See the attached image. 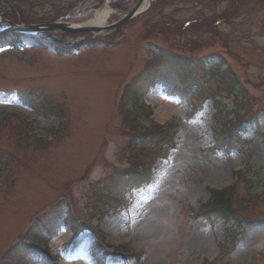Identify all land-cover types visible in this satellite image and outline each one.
Segmentation results:
<instances>
[{
  "label": "rangeland",
  "instance_id": "374dc122",
  "mask_svg": "<svg viewBox=\"0 0 264 264\" xmlns=\"http://www.w3.org/2000/svg\"><path fill=\"white\" fill-rule=\"evenodd\" d=\"M102 1L20 0L15 5L25 21H49L40 18L44 15L84 23L102 8ZM137 1L115 5L129 10ZM214 1L158 0L118 30L113 46H92L75 58L60 59L42 49L0 55V120L13 114L0 122V264H18L3 260L2 254L30 237L31 229L38 232V221L47 227V212L62 200L75 206L73 215L80 223L97 227L104 248L90 232L74 238L61 221L49 244L60 264H264V0H224L212 7ZM1 12L10 9L1 6ZM117 13L112 21L121 17ZM43 38L67 46L91 37ZM155 42L160 45L157 51L151 50ZM170 47L203 64L190 69L165 62L173 53ZM219 61L243 85L242 96L217 88L216 72L209 86L217 99L202 107L195 102L196 111L173 98V103H160L158 93L146 98L155 85L180 94L186 84L198 80L200 69L213 72ZM50 106L55 111L45 117ZM133 108L138 114L144 108L152 114L138 120L139 130L126 126L120 114ZM160 111L168 115L161 118ZM169 122L178 133L167 142L173 132ZM58 127L52 138L48 130ZM214 127L234 132L231 142L238 151L214 150ZM150 131L157 143L135 146L133 136ZM174 143L177 147L166 159ZM247 149L249 162L243 154ZM157 157L161 159L150 185L117 191L116 201L103 199L95 205L97 196L107 197L117 171L133 170ZM239 171L243 177L238 178ZM232 185L231 211L241 236L236 249L228 244L227 234L234 236L228 226L198 216L210 189ZM19 254L26 264L40 261L36 255Z\"/></svg>",
  "mask_w": 264,
  "mask_h": 264
},
{
  "label": "trees",
  "instance_id": "16d2710c",
  "mask_svg": "<svg viewBox=\"0 0 264 264\" xmlns=\"http://www.w3.org/2000/svg\"><path fill=\"white\" fill-rule=\"evenodd\" d=\"M1 3L5 4L7 3L6 0H0V6H1ZM13 13H6V16L7 17H16L13 20V22L15 23H18V22H22V21H25L23 18H21L20 16L22 15V12L19 10V9H15L12 11ZM26 23H28L26 21ZM7 39H10V40H18V41H28V39H24L23 37L21 36H17V35H10V36H7L4 38V40H7ZM64 50H61V49H58V52H62ZM231 81H234L233 78H230ZM237 87V86H236ZM131 115L134 116V113L130 112ZM126 118L128 117V114L124 115ZM3 121H7V120H0V122H3ZM228 140L227 139H224L223 140V143H227ZM127 176H131L130 179L136 183V185H140L141 183H145L147 181L146 177H147V173H143L141 174V172H136V174H131L129 172H125ZM124 173V174H125ZM136 175V176H134ZM67 202V200H64ZM62 203V207H65L63 204L65 202H61ZM67 205H68V209L71 208V206L68 204L67 202ZM231 205H232V194H225V193H221V194H215L213 197H212V201L211 203H209L207 206L204 207V210H203V215L204 216H207V217H221V218H224V219H228L230 216H233L231 219H233L235 217V215L233 214V212L231 211ZM58 208H60V206H58ZM61 209V208H60ZM55 210L57 212H59V210ZM206 210V211H205ZM55 212V213H57ZM69 215H71V212L69 211ZM76 229L75 226H73V230ZM75 231V230H74ZM43 233V232H42ZM33 237H35L34 239L36 240L35 243L33 244L35 247H37V249L39 251H42L44 250L45 252H47L46 250V247L44 246V243L42 244L40 239H42V234L41 232H39L38 234H34ZM39 242V244H38ZM28 249H30L29 247H27ZM23 249L22 245L18 244L17 246L13 247L12 249L8 250V251H5L4 254H2L3 256V260L4 258H10V260H16L18 261L16 258L18 255H20V250Z\"/></svg>",
  "mask_w": 264,
  "mask_h": 264
},
{
  "label": "water",
  "instance_id": "95a60500",
  "mask_svg": "<svg viewBox=\"0 0 264 264\" xmlns=\"http://www.w3.org/2000/svg\"><path fill=\"white\" fill-rule=\"evenodd\" d=\"M141 5V2L138 4L136 9L126 15L124 19H122L119 23H117L114 26L111 27H87V26H80V25H71V24H65V23H53V24H48V25H34V26H23V27H18L15 25H12L9 23L11 26L10 29H8L5 33L9 32H18V33H24V34H35V33H41V32H65V33H82V32H102V31H107V30H112L118 27L120 24L124 23L125 21H129L136 17L137 13L136 10L137 8Z\"/></svg>",
  "mask_w": 264,
  "mask_h": 264
},
{
  "label": "bare ground",
  "instance_id": "6f19581e",
  "mask_svg": "<svg viewBox=\"0 0 264 264\" xmlns=\"http://www.w3.org/2000/svg\"><path fill=\"white\" fill-rule=\"evenodd\" d=\"M147 5H148V1L144 4V7H146ZM110 15H111L110 7L109 4L106 3L100 10H98L92 16H90L85 24L92 26H104ZM162 101H164L163 98L159 96V102L161 103ZM165 102L169 104L173 103L168 100H165ZM158 115L162 116L161 118H163L168 114L166 112L160 111L158 112Z\"/></svg>",
  "mask_w": 264,
  "mask_h": 264
}]
</instances>
